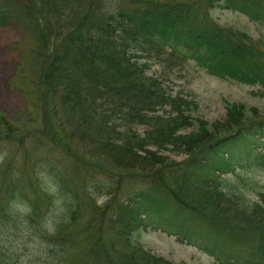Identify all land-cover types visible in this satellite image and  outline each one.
<instances>
[{
  "label": "trees",
  "instance_id": "16d2710c",
  "mask_svg": "<svg viewBox=\"0 0 264 264\" xmlns=\"http://www.w3.org/2000/svg\"><path fill=\"white\" fill-rule=\"evenodd\" d=\"M214 8L264 24V0H0V27L27 31L34 69L30 108L0 113V215L19 198L52 218L58 187L74 201L55 237L63 264H173L144 250L148 230L216 264H264V118L232 104L183 133L193 103L147 73L192 62L264 99V42L219 27ZM18 153L33 156L25 173Z\"/></svg>",
  "mask_w": 264,
  "mask_h": 264
},
{
  "label": "rangeland",
  "instance_id": "374dc122",
  "mask_svg": "<svg viewBox=\"0 0 264 264\" xmlns=\"http://www.w3.org/2000/svg\"><path fill=\"white\" fill-rule=\"evenodd\" d=\"M21 1L27 2V0ZM209 18L225 30L245 33L255 42H264V24L251 22L241 14L221 8L210 10ZM29 40L27 31L20 27L12 24L0 27V113L9 117L30 108V98L28 100L25 94L32 90L31 79L34 78L32 61L28 57L32 49ZM147 73L158 77L171 98L178 97L193 103V107L183 111L184 115L191 118L190 125L182 130L183 133H189L194 129L196 126L194 119L209 124L222 122L225 119L226 107L232 104L244 106L248 119L264 118V99L258 94L261 90L258 86L253 87L208 76L192 62L185 64L182 71H176L163 63L159 65L151 61L148 63ZM167 113L168 110L158 111L155 115L166 116ZM145 128V125H139L136 130L142 133ZM164 154L177 162L187 158L184 155L176 156L169 151H165ZM47 155L56 158L54 154ZM32 157L18 153L14 156L13 165L18 171L25 173L29 162L24 163L23 159ZM1 162L0 159V165ZM261 184L264 187V181ZM249 197L253 198V195ZM104 201L105 199H101L97 203L98 206ZM167 207L169 210L176 208L173 202H169ZM140 243L151 255L162 257L173 264H216L213 258L195 247L182 244L175 236H168L160 231L142 232Z\"/></svg>",
  "mask_w": 264,
  "mask_h": 264
},
{
  "label": "clouds",
  "instance_id": "9594fccd",
  "mask_svg": "<svg viewBox=\"0 0 264 264\" xmlns=\"http://www.w3.org/2000/svg\"><path fill=\"white\" fill-rule=\"evenodd\" d=\"M60 206L52 218L47 214L34 217L31 204L15 198L0 215V264H63V253L55 242L60 228L69 222L71 196H59L58 187L49 193ZM260 193H254L252 203H260Z\"/></svg>",
  "mask_w": 264,
  "mask_h": 264
}]
</instances>
